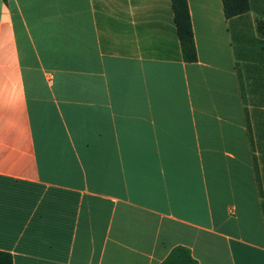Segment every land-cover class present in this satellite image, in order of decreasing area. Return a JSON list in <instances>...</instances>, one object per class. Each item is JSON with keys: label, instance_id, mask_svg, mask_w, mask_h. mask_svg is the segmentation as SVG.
Returning a JSON list of instances; mask_svg holds the SVG:
<instances>
[{"label": "crops", "instance_id": "obj_1", "mask_svg": "<svg viewBox=\"0 0 264 264\" xmlns=\"http://www.w3.org/2000/svg\"><path fill=\"white\" fill-rule=\"evenodd\" d=\"M0 0V251L13 264H264V0Z\"/></svg>", "mask_w": 264, "mask_h": 264}, {"label": "trees", "instance_id": "obj_2", "mask_svg": "<svg viewBox=\"0 0 264 264\" xmlns=\"http://www.w3.org/2000/svg\"><path fill=\"white\" fill-rule=\"evenodd\" d=\"M7 4V0H2ZM226 18L239 16L248 12L249 0H222ZM173 18L176 27L183 59L187 63L195 62L196 51L191 27V20L187 0H171ZM0 264H13L10 254L0 251ZM162 264H197L190 256L189 251L177 248L171 252Z\"/></svg>", "mask_w": 264, "mask_h": 264}]
</instances>
